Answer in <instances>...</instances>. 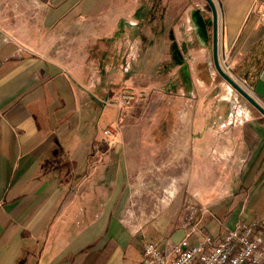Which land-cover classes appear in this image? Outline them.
Masks as SVG:
<instances>
[{
    "label": "crops",
    "instance_id": "0c3cea01",
    "mask_svg": "<svg viewBox=\"0 0 264 264\" xmlns=\"http://www.w3.org/2000/svg\"><path fill=\"white\" fill-rule=\"evenodd\" d=\"M2 1L0 264H133L184 235V198L210 235L264 221V117L215 72L204 0ZM214 1L250 88L264 23ZM123 88L147 99L110 106Z\"/></svg>",
    "mask_w": 264,
    "mask_h": 264
},
{
    "label": "built area",
    "instance_id": "2783aa9c",
    "mask_svg": "<svg viewBox=\"0 0 264 264\" xmlns=\"http://www.w3.org/2000/svg\"><path fill=\"white\" fill-rule=\"evenodd\" d=\"M3 8L0 0V15ZM251 12L264 23V1L254 0ZM223 70L228 73L230 68L225 65ZM238 83L250 92L245 81ZM146 99L147 93L142 90L123 88L109 105L121 109ZM104 133L109 134L110 131ZM206 212L205 206L186 199L179 223L184 230L180 240L175 242L165 237L145 243L142 259L133 264H264V221L239 222L233 228L221 226L219 234L212 236L195 220L196 216L202 217Z\"/></svg>",
    "mask_w": 264,
    "mask_h": 264
},
{
    "label": "water",
    "instance_id": "95a60500",
    "mask_svg": "<svg viewBox=\"0 0 264 264\" xmlns=\"http://www.w3.org/2000/svg\"><path fill=\"white\" fill-rule=\"evenodd\" d=\"M210 10L208 25L211 27V51L212 64L217 75L223 79L242 99L264 117V65H262L257 78L250 87V92L246 91L237 80H234L226 73L219 60L218 45V7L214 0H204ZM260 101H258L257 99Z\"/></svg>",
    "mask_w": 264,
    "mask_h": 264
},
{
    "label": "rangeland",
    "instance_id": "374dc122",
    "mask_svg": "<svg viewBox=\"0 0 264 264\" xmlns=\"http://www.w3.org/2000/svg\"><path fill=\"white\" fill-rule=\"evenodd\" d=\"M142 103H143V102H140V104H142ZM135 104H136V103H135ZM137 104H139V103H137ZM133 105H134V104H133ZM140 107H142V108H143V111H144V109L147 110V107H148V106H147V104H146V105H143V106H140ZM140 107H139V108H140ZM124 108H125V107H124ZM140 109H141V108H140ZM150 111H151V109L148 111V116H150V113L152 112V111H151V112H150ZM141 113H144V112H141ZM141 113H140V115H141ZM173 194H174V191H173V190H171V191L168 192V195H169V196H172ZM214 196H215V192L209 193V198H213V199H214ZM166 200H167V199L164 198L163 202L166 203V202H167ZM185 200H186V199L184 198V199H183L182 207L184 206V202H185ZM202 201L204 202L205 200H202ZM194 203L196 204V202H194ZM205 221H207V220H205ZM202 226H203V225H201L200 227L202 228ZM178 236H179V235H174L172 240L175 241V242L179 241L181 237H178ZM212 236H214V235H212Z\"/></svg>",
    "mask_w": 264,
    "mask_h": 264
}]
</instances>
